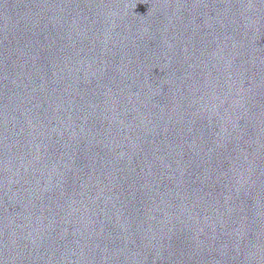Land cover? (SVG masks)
Here are the masks:
<instances>
[{"label":"water","instance_id":"water-1","mask_svg":"<svg viewBox=\"0 0 264 264\" xmlns=\"http://www.w3.org/2000/svg\"><path fill=\"white\" fill-rule=\"evenodd\" d=\"M0 264H264V0H0Z\"/></svg>","mask_w":264,"mask_h":264}]
</instances>
